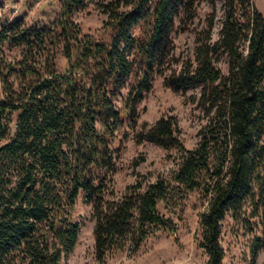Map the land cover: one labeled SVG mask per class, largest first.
Wrapping results in <instances>:
<instances>
[{
  "label": "trees",
  "instance_id": "trees-1",
  "mask_svg": "<svg viewBox=\"0 0 264 264\" xmlns=\"http://www.w3.org/2000/svg\"><path fill=\"white\" fill-rule=\"evenodd\" d=\"M199 1H102L107 20L100 37L73 19L95 0H59L51 25L0 23V264L67 260L80 234L73 219L80 194L92 204L99 263L129 245L137 251L155 230L175 236V224L159 205L176 207L199 189L210 196L200 217L206 264L223 261L221 222L229 212L237 217L250 198L253 216L264 219V14L252 0H221L217 40V0H209L212 12L199 31L195 66L164 77L173 91L201 87V104L217 113L213 127L187 149L176 119L159 118L138 141L180 151L178 168L106 198L116 171L111 141L124 116L136 126L138 103L169 63L177 20L193 19ZM6 47H18L20 57L9 61ZM221 56L227 74L215 64ZM262 247L264 238H255L254 257Z\"/></svg>",
  "mask_w": 264,
  "mask_h": 264
},
{
  "label": "rangeland",
  "instance_id": "rangeland-1",
  "mask_svg": "<svg viewBox=\"0 0 264 264\" xmlns=\"http://www.w3.org/2000/svg\"><path fill=\"white\" fill-rule=\"evenodd\" d=\"M105 0L87 2L86 7L74 12L73 19L86 33L100 37L107 15L99 3ZM256 8L264 14V0H252ZM97 2V3H96ZM60 12L59 0H0V23L21 19L24 26H44L53 24ZM212 12L209 0H200L195 7L194 18L188 21L177 20L172 32V50L169 63L162 74H155L152 88L145 92L137 105L136 126L124 116L123 123L111 141L114 150L116 171L109 176L106 198H118L137 181H155L159 176H169L181 162L177 149H164L148 140L138 141L140 132L148 129L161 117L176 119L178 135L187 149L195 148L203 131L209 130L217 121L215 109L202 105L201 87H189L173 91L164 85V77L182 67L195 66V49L199 31L207 23ZM222 1H216L212 39L219 38L222 21ZM9 61L20 57L18 47L4 49ZM60 55L57 59L59 70L65 65ZM215 64L225 74L228 63L225 56L215 60ZM122 98L117 105H122ZM3 141H0L2 144ZM210 196L202 189L188 193L176 207L159 205L160 211L173 221L176 235L163 229L155 230L133 252L132 245L122 252L109 254L103 263L95 257L92 204L85 202L80 194L75 203L73 219L80 224V234L73 252L62 264H206L207 254L199 246L202 238L200 217L207 210ZM254 205L250 198L241 210L233 216L229 212L221 222L220 242L224 249L221 264H264V247L254 257L252 253L255 238H264V219L255 217ZM176 237L178 241L176 240ZM17 264H24L18 262Z\"/></svg>",
  "mask_w": 264,
  "mask_h": 264
}]
</instances>
